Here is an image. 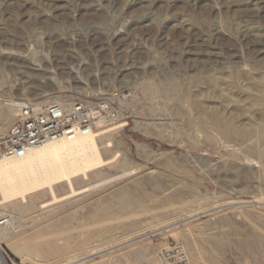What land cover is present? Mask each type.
Masks as SVG:
<instances>
[{
    "label": "rangeland",
    "instance_id": "1",
    "mask_svg": "<svg viewBox=\"0 0 264 264\" xmlns=\"http://www.w3.org/2000/svg\"><path fill=\"white\" fill-rule=\"evenodd\" d=\"M52 46L56 54L46 55ZM12 49L21 52L23 59L19 57L20 64L8 68L6 56ZM38 59L57 76L55 63L61 68L80 63L88 78L63 79L65 87L44 89L42 100L59 96L69 104L114 96L118 121L92 130H106V138L121 143L129 161L118 168L119 153L113 162L88 171L87 178L74 177V187L88 185L87 190L57 200L43 212L38 204L51 199L47 188L27 196L35 200L36 208L30 210H10L16 199L0 202V218L13 216L18 226L14 239L47 240L58 250L50 262L33 264L83 260L87 262L82 264H98L107 261L109 254H116L120 264H153L167 238L184 244L190 264H264V130L243 141H228L215 123L188 103V91L197 92L200 83L196 81L205 76L234 69L252 76L264 71V0H0V111L8 100L35 101L26 78L36 71L30 64ZM70 72L75 74L74 69ZM143 86L151 87L155 95H145ZM179 94L186 95L184 101ZM242 94L234 92L230 107L246 105ZM213 104L207 103L221 111L228 109ZM183 108L190 110L186 118L178 112ZM105 157L110 155L103 153ZM99 170L104 171L101 178L91 177ZM124 184L146 195L133 217L148 227L119 235L113 226L128 216L89 224L90 203ZM54 187L56 195L69 190L65 181ZM56 206L61 212L44 211ZM63 215L71 217L67 225L60 222ZM88 228H101L89 245L83 243ZM169 229L174 233L177 229L179 236L163 233ZM249 236L256 243L231 244ZM95 249L97 253H91ZM0 252L20 264L3 243Z\"/></svg>",
    "mask_w": 264,
    "mask_h": 264
},
{
    "label": "bare ground",
    "instance_id": "2",
    "mask_svg": "<svg viewBox=\"0 0 264 264\" xmlns=\"http://www.w3.org/2000/svg\"><path fill=\"white\" fill-rule=\"evenodd\" d=\"M74 40L76 39H73V37L72 38L70 37V41L74 42ZM45 42H48V41H45ZM67 42L69 43V40ZM20 48L21 47H19V49ZM19 49H16V50L19 51ZM21 50H22V53L27 51L26 49H21ZM56 51L57 49L55 50L53 46L51 48L48 47L47 51H45L46 52L45 54L54 56L56 54ZM22 56L23 54H21V52H16V51L14 52L12 49V51L9 52V54L6 56V59H7L6 66H8L9 68V67H15L19 65L20 63L18 59L19 57L21 58ZM22 59L23 58H21L20 60ZM30 65L36 71L31 72L30 73L31 75H29L26 79L29 80L31 83L30 84L31 87L29 89L30 93L35 95L36 97L34 99L35 101L40 100L38 101L39 103H64V100L59 99V96H56L53 99L42 100V98L46 96L43 92L44 89L50 88L52 90L59 91L60 89L64 88L65 85L63 83V79L72 78V80L73 79L76 80L79 76L81 78H84L85 81L88 80V78H86L84 74L85 68H83L82 64L80 63L73 64L72 67H66V68L64 67L61 68V66L59 67L58 63H55V66L54 65H53L54 67L52 66L54 70L53 69L52 70L58 71V76L56 74H50V71L48 72L49 69L47 71L45 70L46 68H49L50 66L45 64L44 60L42 59L40 60L38 59V61L34 60V63H31ZM71 69L75 70V74H71L70 72ZM259 73H257L258 74L257 76H252L254 74L251 75L248 72H242L238 70L235 71L234 69V71L232 72L227 71V72L216 73V74L205 76L203 79H198V81L195 80L196 82H198V84L200 83V89L194 93L193 92L190 93L191 91L186 90L188 91L189 93L188 95L190 96V100H188L189 101L188 103L196 106V108L199 109V110L196 109V111L200 112L199 115H201V117L209 118L212 121V124L215 123L221 135L224 138L228 139V141H238V140L243 141L246 138H248L250 135H252L253 133L264 130V71L261 74ZM19 80L22 83L25 82V80L22 78H19ZM141 89H142L141 92H143L145 95L150 96L153 93V89L151 87L143 86ZM235 91H241L244 93L246 105L230 107V105L232 103L234 104L235 102V98H236L235 97L236 94L234 95ZM185 96L186 95L182 96L179 94L180 101H182L185 98ZM151 98L153 97L151 96ZM214 102L218 103L223 108L225 109L228 108V109L226 111H221L220 109H215L213 106H212L213 108H211L209 107V105H207V103L213 104ZM188 106L190 107L191 105H188ZM16 110H17V103L14 102L13 100H8L7 106H5L0 111V125H1L0 131L1 132H3V130L8 126V124L14 119V117L17 114ZM251 110L253 113L251 112ZM187 111H190V110L183 108V109H180L178 112H179V115L182 113V115L184 116ZM135 126L140 127L139 122H135ZM105 132L106 130L105 131L101 130L99 132H94L93 130H91L83 134L74 135L70 137H64L61 139L51 141L42 146L33 147L29 155H27L24 158L2 161V164L0 166V196H1L0 202L9 200V199H16L17 200L16 203H12L13 205L11 204L12 209L10 210H13L17 213L21 210H28V209L30 210V208L31 209L36 208L35 203H34L35 200L33 201L31 199L33 196L30 199L27 196L32 195L36 192H39L40 190L44 188H47V190L49 191L51 195L50 196L51 199L46 200V201L44 200L40 204H38V207L41 208L40 211L43 212L42 208L44 209V207L51 205L55 201L87 190L88 185H83V186L75 188L72 182L73 181L72 179H74V177L81 175V177L87 178L88 171L94 170L95 168H98V167L100 168L101 166H104L105 164H109L113 162V160L118 156L119 153L122 155V159L120 161V165L119 166L117 165V167L118 168L124 167L127 161H129L127 159L128 157L126 158L127 155L125 153V149L122 148L121 143L119 142L115 143L117 140L115 142L113 141L114 144L111 143L112 140L109 141L106 138V136L104 135ZM262 139L263 138H261V140ZM103 153L107 154V156L110 155V157L103 158ZM167 166L170 167V164ZM103 175H104V171L99 170L95 172L91 177L97 179V178H101ZM60 181H65V186L67 185V188L69 190L67 189L68 191L61 195H58V194L56 195V191H55L56 186L54 187V185ZM145 199H146V195L144 193L136 194L133 188L131 187V185H125V184L122 186L119 185V187L115 188L113 191H111L106 196L102 198L100 197L93 203H90V205L87 207L86 218L89 224H92V223L103 221L106 219L117 218L118 220V218L120 217L122 219V216H124L125 218H127L128 216L129 218H127V220L123 219L126 221L120 222L118 220L119 223H116L113 226V228L117 229V231L119 230V232L121 233L119 235H130L140 230L142 231V229L148 227V226H143V225L141 226L142 221L140 222L139 219L137 220L133 217L135 208L138 206H142ZM255 203H257V201H255ZM216 204L218 205L219 203H216ZM47 209H45L44 211L49 212L50 213L49 215H51L52 213H59L62 210V208H60L59 206L49 208L48 210ZM228 212L232 213L234 211L230 210ZM223 213L225 214L226 212L223 211ZM4 216L7 217V222L4 224L3 227L0 228V243H3L10 250V252L13 253L16 258L19 259V263L20 264H29V263L33 264L36 262H40V263L48 262V261L50 262V260L52 259L51 257L54 256L58 251L56 247L51 243V241L42 240V242L37 241L35 243H30V242H26V241L22 242L20 240L18 241V239L17 240L14 239V236L16 235V232L18 231V226L14 222L13 216H7V215H4ZM70 218L67 215H63L61 217L60 222L64 225H67V223L70 221ZM213 221L212 223H214ZM216 222L224 223L225 221L218 220ZM100 229L101 228H99V230L98 229L93 230V229L88 228V230L84 232L83 243L89 245V243L94 240L93 239L94 235L98 233ZM107 232L108 230H106V233ZM174 232L175 230L169 229L163 233L165 234L171 233V234L176 235V237H178L179 235H177V229H176V233ZM187 238L183 237L184 240H186ZM255 240H256L255 238L250 237V236L242 237L239 242L231 241L232 242L231 244L234 246L237 245V243H241L243 245H253ZM218 244H220V242ZM67 246L64 247L65 251L67 250ZM138 247H141V246H138ZM90 248H93V247H90ZM136 251H133V252H136ZM94 252L97 253V249H95V251H92L91 253H94ZM114 255L109 254V256L107 257V261L105 262L100 261V263L98 264H120L119 263L120 259L118 260L116 254ZM139 256L140 254L138 255V257ZM148 257L146 256L147 260L149 259ZM143 261H146V260H143ZM86 262L87 261L83 260L82 262L80 261L79 263L76 262V264H82Z\"/></svg>",
    "mask_w": 264,
    "mask_h": 264
},
{
    "label": "built area",
    "instance_id": "3",
    "mask_svg": "<svg viewBox=\"0 0 264 264\" xmlns=\"http://www.w3.org/2000/svg\"><path fill=\"white\" fill-rule=\"evenodd\" d=\"M124 99L125 95H120ZM17 103V114L9 129L0 134V166L4 160L21 159L33 147L51 141L91 131L96 126H111L118 121L119 109L114 96H102L72 103H39L22 99ZM7 217L0 218L5 224ZM16 264L0 252V264ZM153 264H190L184 244L167 238L156 253Z\"/></svg>",
    "mask_w": 264,
    "mask_h": 264
}]
</instances>
